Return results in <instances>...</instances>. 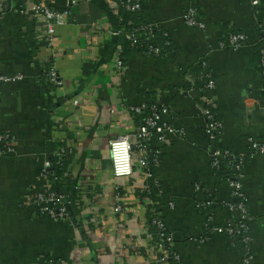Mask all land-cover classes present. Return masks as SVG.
Instances as JSON below:
<instances>
[{
  "label": "crops",
  "instance_id": "1",
  "mask_svg": "<svg viewBox=\"0 0 264 264\" xmlns=\"http://www.w3.org/2000/svg\"><path fill=\"white\" fill-rule=\"evenodd\" d=\"M32 1L12 4L26 7ZM47 1L54 11L70 10L55 29L57 55L42 38L44 20L11 13L0 24V75L25 78L0 89V134L10 133L19 151L0 159V264H156V238L146 227L151 206L134 179L114 176L109 146L139 123L126 107L149 101L169 106L172 122L186 133L163 148L154 171L157 191L150 198L174 233L184 264H242L246 253L241 241L225 235L198 240L205 218L195 207V184L215 189L217 225L230 217L227 206L234 202L225 177L212 167V142L201 116L205 101L213 102L223 125L215 146L246 156L243 186L253 264H264V155L253 154L250 142H264V11L257 14L251 0H142L144 21L165 32L174 58L128 47L126 72L117 76L112 66L120 42L109 32L120 29L125 0H76L71 7L72 0ZM190 10L205 30L186 25ZM98 25L100 32L94 29ZM231 32L245 33L249 42L238 50L222 48ZM203 63L213 87L187 90L189 75L199 76ZM52 67L58 84L46 81ZM59 148L66 149L63 177L77 193L65 222L40 216L27 203L49 187L42 171ZM80 183L83 191L75 192ZM119 188L123 211L116 214Z\"/></svg>",
  "mask_w": 264,
  "mask_h": 264
},
{
  "label": "built area",
  "instance_id": "2",
  "mask_svg": "<svg viewBox=\"0 0 264 264\" xmlns=\"http://www.w3.org/2000/svg\"><path fill=\"white\" fill-rule=\"evenodd\" d=\"M76 0H72L71 4H75ZM252 7L257 14L264 10L263 0H251ZM124 13L122 14V24L119 30L109 32L113 37L118 38L124 34L125 39L131 43L132 47H138V44L145 42L148 51L145 54L150 56H159V48L154 46L153 36L149 31L153 29L150 25H136L129 21L126 13L138 12L142 9V0H125ZM11 13H19L21 15H29L36 19L44 20L42 38L46 46L52 54L57 55L54 51L55 46V29L57 26L65 23L66 17H69L70 10L54 11L48 4L47 0H33L26 7L21 5H13L12 0H0V24ZM185 23L193 29L205 30L206 25L200 20L198 14L194 10L188 11L184 16ZM261 29L260 49L262 55L261 75L264 81V22ZM95 31L100 32L101 25L94 27ZM249 42V37L242 32L228 33L227 37L221 43L222 48H230L238 50ZM125 53V48L121 44L115 47V58L112 69L117 76H122L126 72V64L122 55ZM51 61V60H50ZM48 61V63H50ZM199 76L189 75L187 90H195L197 85H204L211 89L213 82L209 77L206 69V63L200 65ZM24 75H0V89L2 86L17 84L24 81ZM46 81L50 83H60L59 76L52 67L46 74ZM263 94L264 107V83L261 88ZM126 109L136 117L139 123L133 130L132 134L119 136L110 141V158L112 163V171L117 179H134V185L139 190L142 196L147 197L148 204L151 206L149 210V219L146 227L153 229V235L156 240L155 262L156 264H184L182 257L176 249L175 235L167 227L166 221L155 208L156 204L150 200L152 195V185L154 182V169L160 164V158L163 154V148L169 145L175 138H184L186 133L182 127L174 122V117L171 108L157 101L142 102L137 105L127 106ZM201 116L205 122V134L211 139L212 145L209 146L210 156L213 169L223 174L229 172V176L225 181L231 189V196L234 202L229 204L228 210L230 217L221 224H215V207L218 201L214 199L215 189L203 187L201 184H195L194 196L195 207L198 211L204 214L203 234L198 237L200 243H206L210 234H221L231 239L241 241L246 247L242 264H253L255 257L252 253V233H251V218L248 206L245 199L243 186L244 167L246 156L244 154H235L228 150H222L215 143L223 129L222 122L217 118L216 106L212 101H205L202 104ZM251 152L253 154L264 155V142L254 141L250 139ZM19 154L17 141L10 133L0 134V159L10 158ZM66 156V149L59 148L54 154L56 161H47L45 163L42 175L48 180L49 187L42 192H38L33 196H29L27 203L32 205L37 214L40 216L49 217L56 222H65L69 220L71 211L76 205V200L71 192H57L53 189V182L50 179V171L57 165H63ZM221 162L225 163L228 169L225 173L220 170ZM51 177L54 181L58 177L52 172ZM75 192L83 191L80 184L74 186ZM122 188L116 198V206L114 212L120 214L123 211L122 206ZM175 202L170 201L168 208L174 210ZM147 233V229L144 227ZM153 239L151 238V241ZM153 243V242H152ZM48 264H56L54 260H48ZM60 264H66L64 262ZM83 264V263H78Z\"/></svg>",
  "mask_w": 264,
  "mask_h": 264
},
{
  "label": "trees",
  "instance_id": "3",
  "mask_svg": "<svg viewBox=\"0 0 264 264\" xmlns=\"http://www.w3.org/2000/svg\"><path fill=\"white\" fill-rule=\"evenodd\" d=\"M264 1V0H263ZM264 11V10H262ZM143 12H142V9L138 12H130V13H126V18L129 20V21H132L134 22L136 25H149L147 24L144 19H143V16H142ZM264 15V13H263ZM153 29H151L150 34L153 36V39H154V46L159 48V56L158 58H174V48L173 46L171 45V43L168 41V37L167 35L164 36L165 32L157 27H152ZM119 39V42L123 45L124 48H127L128 47H131V48H135V47H132L131 46V43L128 42L125 37H124V34L120 35L118 37ZM118 43V44H120ZM137 49L143 51L144 53L148 51V47L145 45V42H142L141 44L139 43L138 44V47H136ZM124 55L125 53L122 55V58L124 59ZM201 67V66H200ZM53 161L55 162L56 159H53ZM160 162H161V158H160ZM156 169V168H155ZM154 169V171H155ZM220 170L223 172V171H227L228 169L226 168V165L225 163L221 162V166H220ZM52 172H54L56 174V176L58 177V180L57 181H54L53 178L51 177V174ZM223 172V173H225ZM229 176V172L227 174H225V177L227 178ZM50 179L51 181L53 182V189L54 191H57V192H70L71 190V180L69 178H64L63 177V165H57L53 170L50 171ZM155 191H157V187L153 184L152 185V194L154 193L155 194ZM73 194V197L74 199L76 200L77 199V193H72ZM154 198V197H153Z\"/></svg>",
  "mask_w": 264,
  "mask_h": 264
}]
</instances>
